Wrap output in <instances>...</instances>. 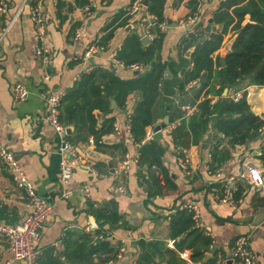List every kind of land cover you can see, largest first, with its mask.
<instances>
[{
    "label": "crops",
    "instance_id": "crops-1",
    "mask_svg": "<svg viewBox=\"0 0 264 264\" xmlns=\"http://www.w3.org/2000/svg\"><path fill=\"white\" fill-rule=\"evenodd\" d=\"M6 1L9 12L0 15V20H8L19 10L20 13L0 43V141L16 154L38 195L53 205L38 243L39 264H102L104 259L94 258L95 253H108L113 258L121 248H124V258L116 259L113 264H138L143 252L153 258L152 264L171 261L177 264H226L234 240L242 235L249 237L259 264H264V187L256 190L244 176L247 166H258L264 172V163L259 158L264 146V126L259 129V136L246 144L231 145L222 133L210 129L198 143L187 148L176 147L168 127L160 139L166 147L163 166L168 176H164L156 166L146 171L136 163L124 175L120 172L122 161L126 154H134L138 149L125 125L142 97L141 92L130 93L125 108L118 106L114 97H109V109L96 108L93 111L94 124L87 120L82 131L78 129V105H62V112L70 120V124H66L71 130L69 140L101 175L95 177L85 169H77L68 186L73 191L72 195L61 197V139L44 121L45 95L50 89L67 93L82 79L86 65L81 56L95 39L105 45V50L90 59L92 68L114 70L125 80L149 69L148 65L143 70L121 66L117 57L130 36L137 34L141 40L146 35L148 10L140 12L135 19H127L122 10L132 0H90V4L84 7L76 0H60L59 5L55 0H43L41 9L48 21V42L52 50L50 63L44 66L35 56L37 39L32 19L35 1ZM198 1V12L193 13L188 7L189 0H166L164 17L167 27L163 41L155 44L154 49L155 61L165 63L166 71L159 85L154 107L156 122L152 126L166 116L169 117V125L178 121L180 124L184 114L182 104L198 105L206 98L216 104L221 97L233 99L239 94L241 98L245 93L252 112L264 119V86L250 84L247 80L222 87L220 81L214 80L213 73L206 88L200 90L203 82L192 92L199 81L187 93L188 84L193 82L190 81L181 90L186 71L192 68V54L196 48L193 45L183 52L180 50L182 39L194 32L201 41H205L223 29V24L212 19L222 0ZM196 14L197 23L192 26L186 24ZM114 20V25L106 29ZM249 21L250 15H246L243 24ZM232 27L224 35L222 46L212 54L215 70L223 67L222 58L227 53L224 46L236 36ZM78 29L82 30V37L76 40ZM111 29L113 34L108 38ZM142 44L153 45V40ZM46 72L50 74L49 80L44 79ZM203 75L207 80L208 74L204 72ZM20 80L25 82L29 95L25 101L17 102L13 86ZM100 80L105 79L98 72L95 83ZM211 86L215 91L221 89V94L209 92ZM87 97L83 94L79 102L89 100ZM110 118L114 119V124L122 126V133L115 134L112 129L103 135L101 141L104 145L97 147L90 126L99 130ZM209 134L212 136L208 143ZM91 138L94 143H90ZM215 146L231 153L220 165L217 162L211 165L210 162ZM181 149H186L190 157V174L177 163ZM158 172L161 176L160 190L153 194V175ZM116 184H126L127 193L112 191ZM87 186L89 195L81 192ZM184 202H193L199 207L200 223L195 225L211 242L210 246L193 242L195 235L192 233L173 235L172 220ZM27 213L25 192L16 186L11 172L0 158V225L20 223ZM99 234H106L107 239L98 240ZM171 240H175L174 246L169 245ZM193 247L198 249L196 256ZM180 252H187L188 258H183ZM12 259L8 240L0 236V264H21ZM232 264L239 263L232 261Z\"/></svg>",
    "mask_w": 264,
    "mask_h": 264
},
{
    "label": "trees",
    "instance_id": "trees-1",
    "mask_svg": "<svg viewBox=\"0 0 264 264\" xmlns=\"http://www.w3.org/2000/svg\"><path fill=\"white\" fill-rule=\"evenodd\" d=\"M76 1L82 7L90 4V0ZM165 3L166 0H149L148 13L156 18L153 26L155 30H152L157 33V37L153 40V45L144 46L140 37L133 34L126 40L124 47L117 54L118 59L126 66L142 63L146 67L148 65L149 69L133 79L125 80L120 78L114 70L94 66L91 72L84 73L82 79L66 93L63 105H78V129L82 131V128L87 125V120H90L92 125L94 124L96 119L93 111L96 108L104 111L109 109V97H114L118 106L125 108L128 95L133 91H140L142 97L129 117L132 137L135 144L139 145L140 159L137 165L146 171H150L153 166H156L164 176H168L167 170L163 166V157L166 153L163 142L153 139L144 142L147 127L156 122L154 107L159 96V85L165 77L166 71L165 63L155 61L154 50L155 44L163 41L164 38V33L159 31L157 25L166 21L164 17ZM59 4L60 0H58ZM198 5V0H189L188 2V7H191L193 13L198 12ZM122 12L127 16V19L130 18L125 9ZM246 15H250V21L243 24ZM212 19L223 24L220 34L201 41L199 35L192 32L181 41L180 50L183 52L196 45L192 54V68L186 71L181 90L183 91L190 81L200 80L204 72L208 76L200 90L209 85L213 73H215L214 80L220 81L222 87L236 85L242 80H247L250 84L264 86V0H222ZM114 22L115 20L110 22L106 29L111 28ZM231 25H233L232 30L236 35L235 41L231 50L226 53L225 66L215 70L212 54L222 46L224 35ZM197 30H199V27ZM112 34L113 30L111 29L107 37H111ZM219 66L220 60L218 58L217 67ZM98 72L102 73L105 80H100L101 82L96 84L95 75ZM191 90H187V93ZM208 91L221 94V89L215 91L213 86ZM83 94H86L89 100L80 103L79 99ZM197 106L198 111L189 118H182L180 124L171 132L176 147L187 148L198 143L210 129L222 133L224 138L229 139L231 145L246 144L257 138L259 129L264 126V119L252 112L247 102V93L237 101L221 97L216 104H212L211 99L206 98ZM61 121L65 125L70 124V120L64 112H62ZM114 123V119L110 118L105 121L103 128L99 130H95L94 126H90V132L94 134L97 147L104 145L101 141L102 137L112 129L114 130ZM221 153L223 155L218 157ZM230 156L229 150L219 149L218 146H215L211 165L216 162L220 165ZM259 158L264 163V146ZM160 172L153 175V188L155 189L153 194L159 193L160 190ZM172 230L174 236L184 232L187 234L192 233L195 235L193 242L206 247L211 244L208 239L206 240L203 237L199 228H196L192 212L188 210H178L172 220ZM140 243L147 242L140 241ZM102 244L106 245L105 242H102ZM193 248L196 256L198 249ZM153 262V258L149 255L145 256L143 252L138 264H152ZM175 262L171 261L167 264H177Z\"/></svg>",
    "mask_w": 264,
    "mask_h": 264
},
{
    "label": "built area",
    "instance_id": "built-area-1",
    "mask_svg": "<svg viewBox=\"0 0 264 264\" xmlns=\"http://www.w3.org/2000/svg\"><path fill=\"white\" fill-rule=\"evenodd\" d=\"M35 4L32 8V19L34 21L35 34L37 39L36 53L35 56L39 62L44 66L50 63L52 50L48 42V21L46 15H44L41 6L43 0H34ZM58 1V0H55ZM146 0H132L131 4L125 8L126 14L130 16L131 19L142 12L147 10ZM9 12V6L6 0L0 1V15L7 14ZM20 10L12 15L8 20H0V43L6 38L11 27L15 23ZM146 35L150 40H154L157 37V33L152 30L156 18L150 15L146 11ZM154 20V22H151ZM198 21V15L191 17L186 21V24H196ZM159 31L164 32L167 27L166 21L161 22L157 25ZM82 37V30L78 29L75 33V39L78 40ZM105 50V45L99 40L95 39L90 42L84 53L81 56V61L86 65L85 72L91 71L92 66L90 65V59L94 58L97 54ZM121 66L124 65L123 62H118ZM134 70H143L145 65L142 63H135L127 66ZM45 80L50 79V74L47 72L44 75ZM200 80L193 81L188 84L186 90H190L195 86ZM14 97L17 102L25 101L28 98L29 91L24 81H17L13 86ZM66 95V91H54L50 89L45 95L46 101V113L44 117L45 123L53 128L55 132L61 139V145L59 151L61 154V173L60 182L62 185V198H68L72 195L73 191L69 189V184L74 177L77 169H85L89 171L93 176H100L99 170L91 164L84 156L83 152L80 151L70 140L68 133V126L61 121L62 115V105L63 99ZM235 101L240 99V95L237 94L234 98ZM181 109L183 111V118H189L195 112L198 111V106L196 104H182ZM178 122H174L168 125L169 132H172L177 126ZM154 126H151L148 130L144 142L153 139L155 131ZM167 127V128H168ZM125 128L129 135H131V124L130 119L125 125ZM115 134L120 135L122 133V126L119 124H114ZM168 132V133H169ZM90 143H94L93 138L90 139ZM137 151L134 154H126L124 160L122 161L120 172L121 174H128L132 168L133 163L138 164L140 159L139 145L136 144ZM186 149H181L178 151L177 163L179 167L187 174L191 173L190 169V157L186 152ZM0 158L6 164L7 168L11 172L12 179L19 189H22L26 195V206L28 208V213L25 219L12 226L0 225V236L8 240L10 244V250L12 252L13 261L20 262L21 264H39L38 259L40 255V250L38 248V243L42 237L43 224L47 221L49 216L53 211V205L44 200L36 192L32 182L28 180L27 174L18 161L16 154L13 151L7 149L0 141ZM211 162V160H210ZM244 176L247 177L250 184L256 190H261L264 187V172L258 166H247L246 173ZM112 191L126 194L127 187L126 184H116L112 186ZM85 195H89V188L84 187L81 189ZM227 201V199H223ZM228 202L232 203V200ZM181 210H188L192 212L193 219L197 225L200 223V210L199 207L193 202H184L179 206ZM98 240H106V234H99L96 237ZM175 240L169 242L170 246H174ZM183 258H188L187 252H180ZM94 258L104 259L102 264H113L116 259L124 258V248H121L119 252L115 254L113 258L109 257L108 253H95ZM230 258L232 261L239 264H259L256 252L251 246L250 239L248 236H239L234 240ZM134 264H137L135 262Z\"/></svg>",
    "mask_w": 264,
    "mask_h": 264
},
{
    "label": "water",
    "instance_id": "water-1",
    "mask_svg": "<svg viewBox=\"0 0 264 264\" xmlns=\"http://www.w3.org/2000/svg\"><path fill=\"white\" fill-rule=\"evenodd\" d=\"M145 4L148 6V4H149V3H148V0L145 1ZM70 10H72V6H70ZM151 22H154V20H151ZM168 22H170V21H168ZM189 25L192 26L193 24H189ZM235 38H236V36L233 37L229 42H227V43L225 44V46H224V50H225L226 52H229V51L231 50V48H232V44H233V42L235 41ZM141 41H142L144 44H149V43H150V38H149L147 35H145V36H143V38L141 39ZM92 61H93V60H92ZM222 66H223V67L225 66V58H222ZM205 81H206V75H203V76L201 77L200 82L198 83L197 87H195V88L192 90V92H194L195 90H197V89L201 86V84H202L203 82H205ZM114 105H115V104H114ZM169 123H170L169 117L166 116L162 121H160V122H158L157 124L154 125V127H153V130L155 131V134H154V136H153V139H154V140H160V139L162 138V136H163V130L166 129V128L168 127ZM68 133L71 134V130H70V129H68ZM211 136H212V135L209 134V136H208L206 142H208V143L211 142ZM226 264H232V259H231L230 257L228 258Z\"/></svg>",
    "mask_w": 264,
    "mask_h": 264
}]
</instances>
